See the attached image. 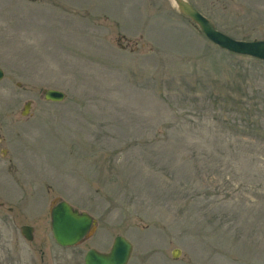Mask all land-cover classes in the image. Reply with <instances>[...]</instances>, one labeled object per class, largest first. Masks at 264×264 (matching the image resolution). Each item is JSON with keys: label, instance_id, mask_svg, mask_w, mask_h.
I'll list each match as a JSON object with an SVG mask.
<instances>
[{"label": "rangeland", "instance_id": "rangeland-1", "mask_svg": "<svg viewBox=\"0 0 264 264\" xmlns=\"http://www.w3.org/2000/svg\"><path fill=\"white\" fill-rule=\"evenodd\" d=\"M188 1L264 38V0ZM172 3L0 0V264H83L116 235L127 264H264V61ZM58 200L96 219L81 245L53 240Z\"/></svg>", "mask_w": 264, "mask_h": 264}, {"label": "water", "instance_id": "water-1", "mask_svg": "<svg viewBox=\"0 0 264 264\" xmlns=\"http://www.w3.org/2000/svg\"><path fill=\"white\" fill-rule=\"evenodd\" d=\"M181 15L188 18L200 32L219 48L234 54L253 57L264 61V39L240 40L217 30L214 24L200 13L188 0H172ZM3 70L0 68V80ZM43 97L47 101L60 102L65 93L58 89H44ZM30 102L24 104L22 115H27ZM3 203L0 201V206ZM93 218L87 212H79L67 201L60 200L50 209V229L54 240L62 246L78 243L91 229ZM33 228L28 225L20 227L21 234L32 240ZM131 243L125 237L117 235L108 252H99L93 248L87 250L84 264H126L131 253ZM179 249L172 251V256H178Z\"/></svg>", "mask_w": 264, "mask_h": 264}, {"label": "flooded vegetation", "instance_id": "flooded-vegetation-1", "mask_svg": "<svg viewBox=\"0 0 264 264\" xmlns=\"http://www.w3.org/2000/svg\"><path fill=\"white\" fill-rule=\"evenodd\" d=\"M96 226V220H94V223H93V225H92V227H95ZM91 227V228H92ZM91 236V232L90 233H87L84 237H83V239L81 240V242H79L78 244H76V245H74V246H78V245H81L82 243H84L89 237ZM91 248V247H90ZM89 249V248H88ZM87 251V250H86ZM85 251V252H86ZM85 252H84V255H85ZM84 255H83V257H82V263L84 264Z\"/></svg>", "mask_w": 264, "mask_h": 264}]
</instances>
